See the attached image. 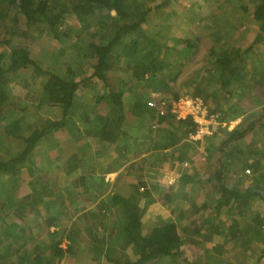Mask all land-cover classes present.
<instances>
[{
	"label": "trees",
	"instance_id": "1",
	"mask_svg": "<svg viewBox=\"0 0 264 264\" xmlns=\"http://www.w3.org/2000/svg\"><path fill=\"white\" fill-rule=\"evenodd\" d=\"M211 1L215 3L209 13L188 18V23H198L197 31L188 30L176 35L168 32L174 27L169 24L171 18H165V23L151 25L152 8L145 7L138 0H0V45L9 50L8 62L4 60L5 53H0V124H3L0 145L11 140L27 116L34 117L33 108L42 105L60 107L63 112L60 123L79 112L88 114V104L80 103L76 93L81 84L90 85L93 77L102 82L105 92L101 99L108 105L101 125L103 128L111 122L120 127L130 102L131 112L137 117L152 112L156 114V109L146 104L147 90L165 95L167 99H176L187 93L198 96L210 114H217L218 120L212 126L211 134L200 140H191L203 144L213 168L207 180L214 192L204 208L207 204L212 205L216 217H219L222 206L228 205L226 214L234 220L229 224L228 234L239 254H244L242 264H259L258 259L264 257V216L258 207L264 205V102L256 99V86L264 85V67H260L264 66V48L259 49L264 47V0H245L246 5L242 4L244 0H223L218 4V0ZM229 5L239 7L243 12L252 9L251 21L257 24L259 32L256 34L255 26L237 31L239 25L235 21L223 19L224 9ZM70 15L78 21L75 38L64 36L61 27L62 21ZM93 24L95 31L88 39L84 30ZM143 26L150 30L146 32ZM201 29L208 31L206 35L211 41L207 57L177 87L175 80L195 53ZM234 32L239 34L232 37ZM42 34L52 36L60 44L55 51L48 52L50 61L46 69L40 68L29 48L35 35ZM79 56L90 62L93 70L90 75L81 69L82 64L70 65L77 62ZM63 57L67 62L62 61ZM116 59L121 63H113ZM29 66L38 73V85L34 95L32 92L26 94L36 102L30 105L20 102L18 107L12 105V108L4 109L5 104L11 103L7 75L18 78V73ZM118 68L123 77L119 83H111L108 73ZM77 74L81 77L79 81L74 79ZM26 85L22 84V88L26 89ZM126 93L130 94L128 100L124 99ZM245 101L247 107L250 106L249 112L245 110ZM259 103L263 108H251ZM157 118L166 123V127L157 129L161 139L164 135L163 139L169 143L182 141L177 159L183 164L193 145L189 135L196 130L197 124L191 117L177 119L169 112ZM237 118H240L239 122L227 130V125ZM43 129L35 128L21 138L19 145L23 143L24 146L17 147L16 155L7 154L0 158V173L17 171ZM231 164L233 170L237 166L250 167L253 184L244 190L232 185L227 187L222 173L230 171ZM188 176L191 175L181 172L179 179L185 180ZM242 217L245 219L239 221ZM129 219L127 231L135 239L140 236L139 218L132 212ZM142 242L143 255L135 264H154L164 257H175L182 245L172 221L154 227ZM4 252H8V247ZM4 252H1L0 264H12L11 260L5 259L7 253ZM248 256L252 259L248 260ZM253 256H256L254 263Z\"/></svg>",
	"mask_w": 264,
	"mask_h": 264
},
{
	"label": "crops",
	"instance_id": "2",
	"mask_svg": "<svg viewBox=\"0 0 264 264\" xmlns=\"http://www.w3.org/2000/svg\"><path fill=\"white\" fill-rule=\"evenodd\" d=\"M164 1L138 0L152 8L151 25L155 11L164 13L165 18L177 16L185 27L190 25L188 18L211 10L203 9L211 0H168L162 6ZM180 2H187L183 14ZM143 27L146 32L150 30ZM113 63L121 62L116 59ZM122 74L110 71L107 77L111 83H119ZM74 79L79 81L81 77L77 74ZM88 84H81L76 93L80 103L88 104V114L79 112L60 123V107H32L34 117L21 121L11 140L3 144L9 150L7 154L16 155L17 147L24 146L19 145L21 138L35 128L45 129L15 173H0V255L8 247L5 259L12 264H135L143 255L142 239L154 227L172 221L182 245L177 256L164 257L154 264H242L244 254H239L228 234L234 221L226 214L228 205L222 206L219 217L212 205L204 208L214 187L207 180L213 168L203 144L189 140L194 146L187 151L188 165L184 166L177 159L182 141L169 143L164 135L161 139L157 129L166 127V123L153 112L144 117L133 115L131 102L120 127L111 122L103 128L108 111L101 99L105 90L96 77ZM22 87L16 91V98L25 104L35 103L36 99L26 94L32 91ZM147 92L149 99L154 91ZM129 95L126 93L124 99ZM256 95L264 102V85L256 86ZM260 108L261 104H256V110ZM239 120L232 121V127ZM229 168L222 173L227 187L244 190L253 184L254 176L245 168L237 166L233 170V164ZM176 172H186L193 179L177 178L173 185L166 184L165 177ZM258 207L264 216V205ZM132 212L139 218L140 236L135 239L127 231ZM258 263L264 264V257Z\"/></svg>",
	"mask_w": 264,
	"mask_h": 264
},
{
	"label": "rangeland",
	"instance_id": "3",
	"mask_svg": "<svg viewBox=\"0 0 264 264\" xmlns=\"http://www.w3.org/2000/svg\"><path fill=\"white\" fill-rule=\"evenodd\" d=\"M223 1V0H222ZM218 3L221 2V0H218L217 1ZM215 3V1H209L205 6H203V9L205 11H207L210 7L213 6V4ZM217 3V4H218ZM181 6H183V9H182V12L181 14H183L185 12L184 8L186 7V4L187 2H180ZM190 4V3H188ZM243 5H246L247 4V1H243L242 2ZM202 10V8H201ZM226 12L224 13L225 15L223 16V19L226 18L228 20H231V21H235L236 24L239 25L240 27V31L241 30H246L248 28H250L251 26H255L256 25L251 21L252 19V9L248 10L247 12H243L242 10H240L239 7H232V5H229L227 6L225 9H224ZM177 11H178V6H177ZM200 11V9H199ZM239 17V18H238ZM165 17H164V13H160V12H153V14H151V21L153 24H158L160 22H164L165 23ZM238 19V20H237ZM237 20V21H236ZM172 23V25H174L175 28L171 27V30L169 29L168 32H175L176 35H179L181 34L180 32H187L188 30H192V31H197L198 29V23H196V25L193 23L190 24V25H186L184 27V24L185 22L180 18H178L177 16L176 17H173L172 19L169 20V24ZM152 24V25H153ZM181 25V27H180ZM61 27H62V30H63V33H64V36L68 37V38H75V32H76V29L78 27V21L76 20V18L72 15H70L65 21H62L61 23ZM146 27V26H145ZM200 30V29H199ZM95 31V28H94V24L93 25H90L88 28H86L84 30V34L86 35V37H91V33ZM207 30H203L201 29V33H200V38L198 39V45L195 49V53L192 55L191 53V58H189L188 62L185 63V66L183 67L182 69V72L179 74L178 78L175 80V86H179V83L187 78L189 76V73L194 70L196 67L200 66L204 59L207 57V54H208V47H210L209 45L211 44V41L207 38ZM249 32V31H248ZM248 32H246L247 34V38L249 39L250 37L248 36ZM174 34V33H173ZM239 34V32H238ZM235 36V33L232 37ZM251 36V35H250ZM244 40L245 38L242 37ZM30 45V54L32 56V58L34 60H36L38 63H39V66L40 68H48V64H49V61H50V57H49V54L48 52H53L55 51L59 46V42L54 39L52 36L50 35H35V38L32 40L31 44L29 43ZM9 50L3 46V45H0V53H5V57H4V60L6 62H8V54ZM80 58H78L79 60L74 61L73 63H71L70 65L71 66H76V65H80L82 68H85L84 70L90 74L93 70H92V66H88L90 64L89 61H86L85 62V59L81 58V56H79ZM62 61L64 62H67L66 58L63 57L62 58ZM120 68L118 69H114V70H111V73H114V74H120ZM38 75V73L35 72V70L33 69V67L29 66L28 68L26 69H22L19 73H18V78H14L10 75H7V80H8V83H7V89L9 90V93H10V98H11V102L10 104H5L4 106V109H10L12 108L11 106L12 105H16L17 107L19 106V104H21L19 98L17 99V93L16 91L20 90L19 87L22 86V84H27L26 85V89L27 90H30L32 91V93H34V89L36 90L37 86L38 85V77H36ZM10 76H11V79H10ZM14 78V79H13ZM37 79V80H36ZM34 85V86H33ZM18 87V88H17ZM15 101L18 102V104H15ZM14 102V103H12ZM27 105H30V103H27ZM25 105V106H27ZM245 106H246V111L249 112V110L251 111L250 109V106L247 107V102L245 101ZM253 110H256V106H253L251 107ZM255 117H256V114H255ZM256 120V118H255ZM231 128V127H230ZM263 143H264V140H263ZM9 152L8 148H5V146L3 145H0V156H6L7 153ZM251 174V173H250Z\"/></svg>",
	"mask_w": 264,
	"mask_h": 264
},
{
	"label": "built area",
	"instance_id": "4",
	"mask_svg": "<svg viewBox=\"0 0 264 264\" xmlns=\"http://www.w3.org/2000/svg\"><path fill=\"white\" fill-rule=\"evenodd\" d=\"M147 106L156 109V115H164L169 112L177 119L191 117L197 124L196 130L189 135L190 140H200L204 136L212 133V126L218 123L217 114H210L205 107L203 100L198 96L184 94L176 99H167L165 95L158 92H152L150 98L146 102ZM234 122H230L227 128L232 127ZM184 166L188 163L183 162ZM246 173H251L250 168L245 169ZM180 173L176 172L173 176H166L165 182L168 185H173Z\"/></svg>",
	"mask_w": 264,
	"mask_h": 264
}]
</instances>
